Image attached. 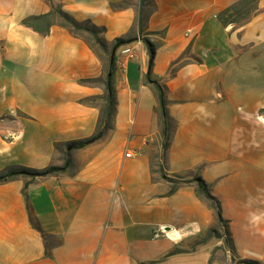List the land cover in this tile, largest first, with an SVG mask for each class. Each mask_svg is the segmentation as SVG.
<instances>
[{"label":"crops","instance_id":"0c3cea01","mask_svg":"<svg viewBox=\"0 0 264 264\" xmlns=\"http://www.w3.org/2000/svg\"><path fill=\"white\" fill-rule=\"evenodd\" d=\"M124 1L0 0V172L62 167L66 145L98 130L100 108L83 101H106L103 65L85 42L58 25L42 36L23 20L60 6L104 27L112 46L136 29L137 7H113ZM154 1L143 34L116 51L112 128L73 150L64 172L0 184V264H221L212 258L223 240L193 247L217 225L197 183L172 192L153 172L163 146L154 82L172 123L165 173L202 179L235 261L264 264V0L245 26L227 28L218 15L240 0ZM144 38L156 46L151 72Z\"/></svg>","mask_w":264,"mask_h":264},{"label":"trees","instance_id":"16d2710c","mask_svg":"<svg viewBox=\"0 0 264 264\" xmlns=\"http://www.w3.org/2000/svg\"><path fill=\"white\" fill-rule=\"evenodd\" d=\"M129 0H126L119 4H114L113 7L115 9H125L129 8L132 5L128 4ZM137 6V20H136V28L138 29V33L140 35L145 31L146 25L150 16L156 9V3L154 0H138ZM259 2L260 0H240L239 2L233 4L229 8L220 12L218 18L224 27H229L230 25H241L245 26L251 18L259 11ZM150 7V11L147 13V9ZM26 27L33 29L38 32L42 36H47L50 33V30L53 26L58 25L66 30L75 38L82 40L85 42L90 49L96 54L98 58L99 55L93 48L89 42H87L81 35L78 34L79 31L85 30L92 34L95 38L97 44L101 47V49L108 55V70L105 79V89H106V102L108 104L106 110L102 112V115L99 119L98 130L97 132L89 138L82 139L79 141L71 142L67 144V158L62 167L51 166L44 169H33L22 165L10 166L3 171L0 172V184L8 183L15 180L18 177H27L30 178L31 182L39 179L46 178L50 175L64 172L71 166V152L73 150L85 148L98 140L102 139L104 135L112 128L113 118L116 111V91L114 88V76L116 71V51L127 44H130L137 40L136 35L128 34L125 37L117 38L114 40L112 46H108L103 37L99 35H104L105 28L97 27L93 25L90 21L86 22H78L74 18H72L69 14L63 11L60 6H53L51 12L45 15L40 16H32L25 18L22 22ZM91 25L83 28V25ZM148 34H161V33H148ZM146 42L149 52H150V72L152 70L154 64V57L156 52V46L147 38H144ZM149 72V74H150ZM148 74V80H150V75ZM93 80H82V84H89ZM154 85L158 91V102L159 108L157 110L159 118L162 123V132H163V146L161 156L158 157L160 161L156 162L153 159L152 165L154 167V174L160 173L161 178L169 183L174 185L172 192L175 190L176 186L179 184H189L196 182L198 185V193L203 195L210 207L215 211L217 217V225L213 227L208 232L209 238H217L219 240H223L224 250L229 251L231 254H234L235 248L233 244V239L229 230V226L226 220H224L222 216V208L220 201L212 195L209 186L202 179H194V180H182V179H174L169 176L164 171L163 160L165 159L166 152L170 146L171 141V129L172 123L168 114V102L166 100L165 91L163 88L157 83L154 82ZM158 167L157 169H155ZM27 187V185H26ZM32 224L35 229L42 233V230L38 224V222L32 219ZM45 238L47 235L42 233ZM171 255V254H170ZM168 255V256H170ZM167 257V256H166ZM232 260L235 259L232 256ZM237 264H260L256 261H237Z\"/></svg>","mask_w":264,"mask_h":264},{"label":"rangeland","instance_id":"374dc122","mask_svg":"<svg viewBox=\"0 0 264 264\" xmlns=\"http://www.w3.org/2000/svg\"><path fill=\"white\" fill-rule=\"evenodd\" d=\"M138 0H129L128 4L137 7L138 6ZM148 11H150V7L147 9V13ZM86 26H90L91 25H83L82 27L85 28ZM136 29H134V31L132 32L131 35H136ZM79 35H81L87 42H89V44H91L93 46V48L95 49V51L98 53L99 57V61L101 62V64L103 65V69H104V74H105V79H106V74H107V70H108V55L106 53H104V51L101 49V47L99 46V44H97L95 38L92 36V34H90L89 32L85 31V30H81L78 32ZM100 37H103V35H99ZM158 41V40H156ZM101 80H93L91 83H89L88 85H100ZM83 102L93 105V106H97L100 108V117L102 115V112H104V110H106L108 104L106 103V101L102 100V98H98V97H94L90 100H84ZM102 118V117H101ZM154 161L158 162L159 159L157 157H155ZM156 169V168H155ZM30 179V178H29ZM208 235V233H207ZM206 236H203L202 238H200V240H198L197 242L194 243L193 247L195 248L198 245H203L206 244L210 239H217V238H209ZM223 250V249H222ZM219 250L216 249L213 253V260L220 262L221 264H237V262L234 260H232V256L233 254L228 255L226 253L225 250ZM231 256V258H230ZM234 258V257H233Z\"/></svg>","mask_w":264,"mask_h":264},{"label":"built area","instance_id":"2783aa9c","mask_svg":"<svg viewBox=\"0 0 264 264\" xmlns=\"http://www.w3.org/2000/svg\"><path fill=\"white\" fill-rule=\"evenodd\" d=\"M190 32V31H189ZM126 157L127 158H130V157H132V153H127L126 154ZM170 232H164L162 229L161 230H159V231H157L155 234H154V237L155 238H158V237H160V236H168V234H169Z\"/></svg>","mask_w":264,"mask_h":264},{"label":"water","instance_id":"95a60500","mask_svg":"<svg viewBox=\"0 0 264 264\" xmlns=\"http://www.w3.org/2000/svg\"><path fill=\"white\" fill-rule=\"evenodd\" d=\"M164 232H171L172 231V229L171 228H168V227H165V228H163L162 229Z\"/></svg>","mask_w":264,"mask_h":264}]
</instances>
